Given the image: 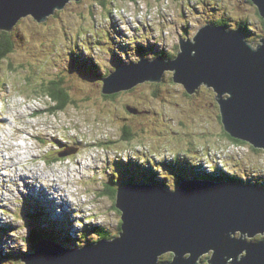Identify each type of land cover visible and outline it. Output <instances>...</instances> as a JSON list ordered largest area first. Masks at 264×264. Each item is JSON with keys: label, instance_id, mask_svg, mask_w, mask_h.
<instances>
[{"label": "rangeland", "instance_id": "rangeland-1", "mask_svg": "<svg viewBox=\"0 0 264 264\" xmlns=\"http://www.w3.org/2000/svg\"><path fill=\"white\" fill-rule=\"evenodd\" d=\"M105 2L69 1L43 22L21 18L9 32L14 49L0 68V264H17L10 256L33 251L35 227L56 228L59 235L52 240L72 248L88 243L82 233L87 225L118 236L120 212L102 190L109 182L118 189L128 176L143 183V176L152 174L173 190L176 177L185 180L191 172L217 166L264 185V149L229 138L211 88L202 85L189 94L173 81L172 71H165L157 82L145 81L108 99L101 92V78L116 65L143 55L151 59L160 51L173 57L180 37L192 38L201 26L220 19L229 29L245 23L241 32L255 46L264 36L256 6L250 0ZM108 4L115 6L111 13ZM58 73L72 102L51 114L45 111L49 98L36 85ZM125 126L134 135L140 130L135 148L125 144ZM64 148L77 149L60 159L58 150ZM69 183L78 197L67 200L66 192L46 202L48 190L59 193L56 188ZM256 236L250 239H261ZM97 239L95 232L89 237ZM206 254L199 264H208ZM170 259L171 252L163 253L158 262Z\"/></svg>", "mask_w": 264, "mask_h": 264}, {"label": "water", "instance_id": "water-1", "mask_svg": "<svg viewBox=\"0 0 264 264\" xmlns=\"http://www.w3.org/2000/svg\"><path fill=\"white\" fill-rule=\"evenodd\" d=\"M69 1L0 0V31L25 16L43 22ZM264 20V0H250ZM240 28L205 24L192 38L180 37L173 57H141L116 65L102 77L101 92L115 94L145 81H159L165 71L186 92L211 88L225 132L264 149V36L256 45ZM137 113L136 108H129ZM64 148L59 156L74 153ZM120 232L79 248L47 238L21 256L22 264H264V185L238 180L189 178L173 190L153 183H128L117 189ZM238 234V235H237ZM172 253L166 263L159 255Z\"/></svg>", "mask_w": 264, "mask_h": 264}, {"label": "trees", "instance_id": "trees-1", "mask_svg": "<svg viewBox=\"0 0 264 264\" xmlns=\"http://www.w3.org/2000/svg\"><path fill=\"white\" fill-rule=\"evenodd\" d=\"M100 3H102V5H106V2L105 0H98ZM109 8V12L111 13L112 12V9L111 7L113 8V4L112 6H110L108 4ZM106 6V7H108ZM115 7V6H114ZM110 15V14H109ZM260 16V15H259ZM261 18V16H260ZM259 18V19H260ZM262 20V25L264 27V20L261 18ZM214 25H224L225 27H227V24H226V21L223 20V19H220L216 22L213 23ZM239 27H241V30L244 31V29L247 30V27H246V24H239ZM188 31H186L185 33H187ZM11 33H9L8 31H0V68H1V63L3 60H5L8 55L10 53L13 52V49H14V40L12 39V36L10 35ZM244 35H246L244 33ZM246 39L248 40V35L245 36ZM252 40V38H251ZM249 41V40H248ZM141 53V52H140ZM143 54V53H142ZM176 54V52H175ZM174 54V55H175ZM144 56V55H143ZM156 56H163L165 58H170L171 57V53H169L168 51L165 52V51H160V52H157V55ZM109 73V71H107L105 73V75H107ZM66 74V73H65ZM102 79V78H101ZM64 80H65V77L63 74H57L55 76V78H51L50 80H48V82L46 83H43V82H39L38 86L36 85L37 87V92H41L42 95L46 96L49 98V101H50V106L45 110L46 112L48 113H51V114H55L59 111H63L65 110V108L72 102L71 100V97L66 89V86L64 84ZM1 80H0V84H1ZM28 84V82H27ZM114 94H103L102 96L105 97V98H109V97H113ZM41 111V110H40ZM38 113V112H37ZM126 130H125V136H124V140L128 141L126 142L125 144L129 145L130 148H135L133 144H135L133 142V140L136 142V140H140L141 137H140V130L139 132L134 135V133H130V127L129 126H125ZM134 135V136H133ZM134 138H133V137ZM231 140L237 142V143H243L242 140H238V139H235V138H232V137H229ZM61 159V158H60ZM63 159V158H62ZM119 167H123L121 164H117ZM121 170V169H120ZM216 171H219L220 173H217ZM193 173H196V175L198 176V178L200 179H203V178H208V179H216V180H223L225 178H229V179H234V180H242L240 179L239 177L235 176V175H230L226 172H223L219 169V167L215 166V167H212L210 168V170L208 172H204V171H197V172H193ZM183 174V172H182ZM124 175L126 177V173L124 171ZM144 175V174H142ZM178 175V174H176ZM181 175V174H180ZM196 175H194L196 177ZM182 176V175H181ZM129 177V178H128ZM126 178V181L127 183L128 182H136V180L134 179L133 176H128ZM144 177V180L148 181V182H155V183H159L158 182V179L155 178L152 174L148 175L146 174ZM172 177V176H171ZM168 177L165 176V179H167ZM182 181V179L180 178H177L176 177V184H180V182ZM161 184V183H159ZM124 185V184H123ZM162 185L165 187L166 184L162 183ZM262 185V184H261ZM116 192H117V189L114 187V182H109V184L106 185V189L102 190V193L104 194H107L109 195L111 198H116ZM42 209V207H39L37 210V212H40V210ZM43 212H41L42 214ZM34 214H32L33 216ZM80 221V220H78ZM120 225V222L118 224V226ZM44 228V227H43ZM46 231H45V230ZM44 229H41L39 227H35L32 231L34 232L33 235H34V243H36L38 240H40L41 238H51L53 239L55 235H59V232L56 230V228H53V227H49V228H44ZM119 229H120V226H119ZM1 231V229H0ZM96 233L98 235V239H111L114 235L110 234L109 231H107L106 229H104L103 227L99 226V227H95L93 225L89 226L87 225V228H84L83 229V234H84V238H86L88 240V243H90L91 240H89V237L91 236L92 233ZM67 238H71L67 235H65ZM63 238V237H62ZM64 240H67L66 238H64ZM70 240V239H68ZM92 242V241H91ZM71 243V242H70ZM34 248V247H33ZM7 258L9 257L7 254H5V252H2ZM1 250H0V256H1ZM21 256H22V253L21 255H13V256H10L14 262L17 261V264H19V261H21ZM3 264V262H1Z\"/></svg>", "mask_w": 264, "mask_h": 264}, {"label": "flooded vegetation", "instance_id": "flooded-vegetation-1", "mask_svg": "<svg viewBox=\"0 0 264 264\" xmlns=\"http://www.w3.org/2000/svg\"><path fill=\"white\" fill-rule=\"evenodd\" d=\"M214 167H215V166H214ZM217 173H218V172H217ZM194 175H196V174H194L193 172L190 173L191 178H193ZM178 178H181V177H178ZM194 178H198V176L196 175V177H194ZM203 179H208V178H203ZM182 180H183V179H182ZM213 180H216V179H213ZM223 180H234V179L225 178V179H223ZM216 181H221V179L216 180ZM238 181H243V180H238ZM243 182H245V181H243ZM258 184H259V183H258ZM177 185H178V184H175L174 187L176 188ZM259 185H261V184H259ZM258 236H259L261 239L264 238V235L261 236V234H258ZM258 236H256V237H258ZM204 255H205V254H204ZM206 255H207V254H206ZM209 257H210V255H209ZM209 257H208V258H209ZM208 258H207V259H208Z\"/></svg>", "mask_w": 264, "mask_h": 264}, {"label": "bare ground", "instance_id": "bare-ground-1", "mask_svg": "<svg viewBox=\"0 0 264 264\" xmlns=\"http://www.w3.org/2000/svg\"><path fill=\"white\" fill-rule=\"evenodd\" d=\"M82 164V163H81ZM47 177V176H46ZM51 197V196H50ZM63 199V198H62ZM167 261H161V263H166Z\"/></svg>", "mask_w": 264, "mask_h": 264}, {"label": "clouds", "instance_id": "clouds-1", "mask_svg": "<svg viewBox=\"0 0 264 264\" xmlns=\"http://www.w3.org/2000/svg\"><path fill=\"white\" fill-rule=\"evenodd\" d=\"M251 183V182H250Z\"/></svg>", "mask_w": 264, "mask_h": 264}]
</instances>
